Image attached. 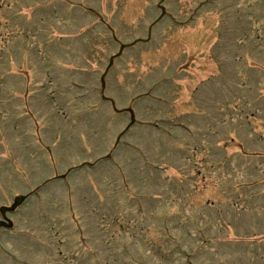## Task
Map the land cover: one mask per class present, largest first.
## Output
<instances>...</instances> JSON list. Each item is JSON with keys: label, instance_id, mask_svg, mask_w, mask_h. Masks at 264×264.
Masks as SVG:
<instances>
[{"label": "rangeland", "instance_id": "1", "mask_svg": "<svg viewBox=\"0 0 264 264\" xmlns=\"http://www.w3.org/2000/svg\"><path fill=\"white\" fill-rule=\"evenodd\" d=\"M0 264H264V0H0Z\"/></svg>", "mask_w": 264, "mask_h": 264}, {"label": "trees", "instance_id": "2", "mask_svg": "<svg viewBox=\"0 0 264 264\" xmlns=\"http://www.w3.org/2000/svg\"><path fill=\"white\" fill-rule=\"evenodd\" d=\"M20 201H22V198H17L16 201H14L12 207L19 205L21 203Z\"/></svg>", "mask_w": 264, "mask_h": 264}]
</instances>
